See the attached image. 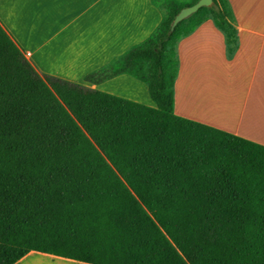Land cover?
Wrapping results in <instances>:
<instances>
[{"label": "trees", "instance_id": "16d2710c", "mask_svg": "<svg viewBox=\"0 0 264 264\" xmlns=\"http://www.w3.org/2000/svg\"><path fill=\"white\" fill-rule=\"evenodd\" d=\"M152 0L162 20L85 76L129 73L149 106L39 73L0 24V264L31 250L95 264H264V145L174 111L177 43L229 0Z\"/></svg>", "mask_w": 264, "mask_h": 264}, {"label": "crops", "instance_id": "0c3cea01", "mask_svg": "<svg viewBox=\"0 0 264 264\" xmlns=\"http://www.w3.org/2000/svg\"><path fill=\"white\" fill-rule=\"evenodd\" d=\"M236 40L212 18L177 43L174 111L264 145V0H229ZM152 0H0V24L41 74L156 106L129 73L85 76L145 40L162 20ZM14 264H95L31 250Z\"/></svg>", "mask_w": 264, "mask_h": 264}, {"label": "water", "instance_id": "95a60500", "mask_svg": "<svg viewBox=\"0 0 264 264\" xmlns=\"http://www.w3.org/2000/svg\"><path fill=\"white\" fill-rule=\"evenodd\" d=\"M213 5V0H198L196 3L183 7L175 16L172 24L171 30H174L176 25L183 19L189 17L195 13L202 6H211Z\"/></svg>", "mask_w": 264, "mask_h": 264}]
</instances>
